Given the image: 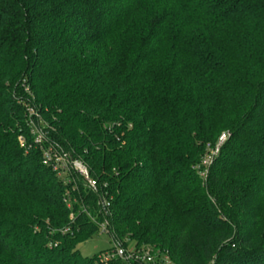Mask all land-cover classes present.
Here are the masks:
<instances>
[{"label": "trees", "instance_id": "16d2710c", "mask_svg": "<svg viewBox=\"0 0 264 264\" xmlns=\"http://www.w3.org/2000/svg\"><path fill=\"white\" fill-rule=\"evenodd\" d=\"M28 107L96 190L44 163ZM103 222L176 264H264V0H0V264H152L83 255Z\"/></svg>", "mask_w": 264, "mask_h": 264}, {"label": "built area", "instance_id": "2783aa9c", "mask_svg": "<svg viewBox=\"0 0 264 264\" xmlns=\"http://www.w3.org/2000/svg\"><path fill=\"white\" fill-rule=\"evenodd\" d=\"M30 123L32 126L33 133L35 135V145L39 147L43 155V161L45 164L50 165L57 172L58 176L62 178V173H70L74 176L82 178L89 187L92 189H97V180L91 176L90 167L81 157L72 155L70 152L64 151L59 147L53 145L50 142L45 141L44 127L42 125V116L33 108L28 107ZM42 121V122H41ZM41 123V124H40ZM230 135L229 131H224L219 136V138L214 142H208L206 144L205 151L202 160L198 166L199 174L204 179L207 180L210 167L213 162L220 154L221 148L226 142ZM65 182H70L67 178H62ZM102 200L106 206L110 204V201L103 196ZM73 216V215H72ZM101 232L108 233V227L106 222L100 224ZM64 232L67 229L63 230ZM132 258L142 261H146L152 264H176L170 257L167 251L155 252L152 248H140L137 250H130L124 248L121 245H117L115 249L107 252L104 256L106 261L116 258Z\"/></svg>", "mask_w": 264, "mask_h": 264}, {"label": "rangeland", "instance_id": "374dc122", "mask_svg": "<svg viewBox=\"0 0 264 264\" xmlns=\"http://www.w3.org/2000/svg\"><path fill=\"white\" fill-rule=\"evenodd\" d=\"M205 153H206V151H205ZM199 164H198V166H199ZM198 166H197V168H198ZM61 176L64 179L67 178L68 180H72V181L77 179L76 176H74L70 173H67V172L62 173ZM114 245L115 244H114L112 238L110 237V235L108 233L101 232V230H100V232L98 234H95L93 237H91L88 240L80 243L78 245V248L80 249L82 254L85 256H92V255L96 254V255L103 257L107 254V252H109L115 248Z\"/></svg>", "mask_w": 264, "mask_h": 264}]
</instances>
